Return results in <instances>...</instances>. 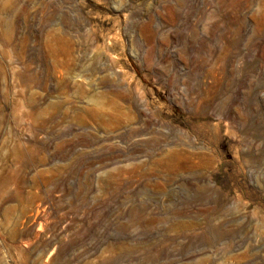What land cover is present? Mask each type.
I'll return each instance as SVG.
<instances>
[{"label":"rangeland","instance_id":"374dc122","mask_svg":"<svg viewBox=\"0 0 264 264\" xmlns=\"http://www.w3.org/2000/svg\"><path fill=\"white\" fill-rule=\"evenodd\" d=\"M0 264H264V0H0Z\"/></svg>","mask_w":264,"mask_h":264}]
</instances>
